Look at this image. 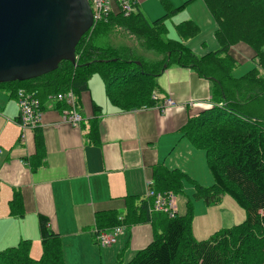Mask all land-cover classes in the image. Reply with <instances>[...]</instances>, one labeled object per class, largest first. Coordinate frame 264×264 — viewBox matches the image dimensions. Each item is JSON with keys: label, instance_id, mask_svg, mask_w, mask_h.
<instances>
[{"label": "trees", "instance_id": "trees-1", "mask_svg": "<svg viewBox=\"0 0 264 264\" xmlns=\"http://www.w3.org/2000/svg\"><path fill=\"white\" fill-rule=\"evenodd\" d=\"M194 1L188 0L176 8L163 3L164 14L152 22L137 9L128 17L112 14L79 40L75 65L63 61L45 76L0 86L8 87L13 97L19 89L36 94L42 109L49 97L71 91L80 109L88 81L97 75L109 104L120 111H132L156 105L152 99L156 78L170 66L194 70L209 80L213 104L189 118L180 130L193 148L204 152L213 180L210 187L195 185L192 196L210 207L226 195L244 211V220L198 241L191 235L190 203L185 215L170 218L149 213L152 200L127 197L123 220L119 221L114 212L100 213L96 215V232L129 228L157 216V222L152 221L150 243L125 264H264V121L261 111L254 114L249 105L258 104L256 96L264 93V0H249L253 8L245 16L242 1L202 0L217 25L214 38L218 45V49L203 56L186 46L188 40L199 34L192 21L174 27L177 39L167 38L165 28L166 20ZM236 1L240 2L238 8ZM246 16L251 23L244 21ZM239 44L251 50V60L257 62L235 77L233 72L242 65L243 58L232 47ZM58 107L63 105L58 103ZM34 135L37 137V130ZM185 178L179 170L156 166L151 177L153 190L175 197L182 192ZM10 206L11 215L21 216L17 193L13 194ZM38 228V259L32 260L31 242L23 240L0 251V264H65L60 238L48 229L45 218H39ZM116 258L115 264H124L121 255Z\"/></svg>", "mask_w": 264, "mask_h": 264}, {"label": "crops", "instance_id": "crops-1", "mask_svg": "<svg viewBox=\"0 0 264 264\" xmlns=\"http://www.w3.org/2000/svg\"><path fill=\"white\" fill-rule=\"evenodd\" d=\"M186 1L136 0V9L152 22L162 17L164 9L161 15L149 20L143 12L150 4L166 3L176 8ZM111 8L117 12L115 4ZM170 19L176 22L173 28L190 20L199 33L202 27L211 28L214 36L217 29L202 0L192 2ZM241 46L232 49L243 58L242 65L249 63L250 68L235 77L253 67ZM216 49L218 46L196 55L203 56ZM160 75L153 93L156 105L132 111H120L109 104L101 79L92 76L88 91L81 97L82 107L77 109L83 120L78 127L62 123L63 107L59 109L58 103L48 100L41 108L42 124L36 129L37 137L34 131H28L23 138L16 123L19 113L16 97L10 95L8 87L0 86L9 100L3 105L0 97V251L29 240L30 257L38 259L40 217L47 220L48 229L60 238L65 264H115L118 255L125 263L150 243L154 232L152 221L156 223L157 216L148 223L122 226L117 242L110 247L96 243L95 221L100 213L124 216L127 197L145 199L147 183L156 166L181 170L178 164L169 161L166 148L172 150L173 143L187 141L181 135L182 127L189 118L213 104L212 83L194 70L174 65ZM167 101L173 105L163 107ZM187 144L192 148L188 141ZM14 193L21 202V216L10 214Z\"/></svg>", "mask_w": 264, "mask_h": 264}, {"label": "water", "instance_id": "water-1", "mask_svg": "<svg viewBox=\"0 0 264 264\" xmlns=\"http://www.w3.org/2000/svg\"><path fill=\"white\" fill-rule=\"evenodd\" d=\"M92 28L88 0H0V85L75 65V48Z\"/></svg>", "mask_w": 264, "mask_h": 264}, {"label": "rangeland", "instance_id": "rangeland-1", "mask_svg": "<svg viewBox=\"0 0 264 264\" xmlns=\"http://www.w3.org/2000/svg\"><path fill=\"white\" fill-rule=\"evenodd\" d=\"M238 1H242L245 5L244 16L252 12L253 7L251 6L249 0ZM238 1H236L237 8L239 7L240 3ZM229 2L231 3L230 0H228V3ZM143 13L149 20H153L154 18H156L155 16H159L162 14V6L159 3L154 2L153 4L147 6V10H145V12ZM246 18H244V21L247 23H251V21H247V16ZM173 20L174 19L166 20L165 26L167 29V38L175 39L177 35L172 25L176 22ZM215 41L216 40L213 36L212 29H203L202 27L200 33L196 36V38L188 40L186 44L190 46L189 48L194 54H202L208 50L215 49L216 46H218L216 45ZM241 48L242 50H244V57L251 58L253 56L251 50H249L243 45L241 46ZM252 62L254 66L256 65L257 60L256 62L252 60ZM249 66V63L241 65L240 67L234 70V75L239 76L243 73L244 70L250 68ZM0 97H2L3 99V105H5L7 101H9L5 98L2 92V88H0ZM255 100H259V102L257 101L258 104L249 105L253 108L254 114H256V111H261L262 121H264V93L256 96ZM258 106L259 108H256ZM187 145V141H183V143L181 144H179V142H175L173 143L174 147L172 150L170 148L168 149V147L166 148V155L169 156V161L172 164H178V166L181 167L182 171L180 169L179 170L186 175V178L183 180L182 192L178 195H175L174 204L176 207V214L185 215L187 205L188 203H190L191 211L193 214L191 223V235L195 240L200 241L207 239L215 231H218L222 228H229L231 226L241 223L245 218V214L244 211H242V209L239 208L236 203L226 195L221 198L220 202L210 207L205 206L201 200H197L192 196L195 185L202 186L203 188L210 187L213 184V180L208 171L203 151L197 150L193 147L189 148V145ZM150 192H153L154 194H160L156 193L153 190V183L150 187L147 188L145 199H153L148 195V193ZM152 209L153 205H151L149 208V213L153 214L154 211H152ZM118 217L119 221L123 220V216L118 215ZM126 254L127 253H125L123 256L124 259H126Z\"/></svg>", "mask_w": 264, "mask_h": 264}, {"label": "built area", "instance_id": "built-area-1", "mask_svg": "<svg viewBox=\"0 0 264 264\" xmlns=\"http://www.w3.org/2000/svg\"><path fill=\"white\" fill-rule=\"evenodd\" d=\"M89 7L92 13L93 27L99 22H106L112 14H121L123 17H128L136 9V0H88ZM115 4L117 12H113L111 5ZM36 94L28 93L23 89L16 92V100L18 104V119L17 125L23 134L28 131H34L41 127L42 124V109L35 97ZM155 100V97L152 96ZM51 102L60 103L63 105L61 116L62 123L70 125L71 127H78L82 120V116L76 107V101L71 91L51 96L48 99ZM172 101L163 103V107L172 106ZM2 149H0V155ZM152 182L149 181L147 186L150 187ZM153 198L152 205L155 213H162L168 217L176 215V207L174 204L175 197L171 193L154 194L148 193ZM121 233L120 228L109 229L95 233V241L101 247H110L116 243V239Z\"/></svg>", "mask_w": 264, "mask_h": 264}]
</instances>
